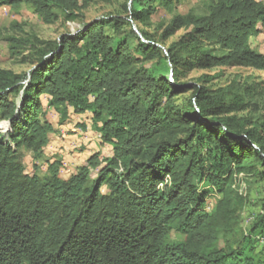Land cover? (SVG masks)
<instances>
[{
  "label": "trees",
  "instance_id": "16d2710c",
  "mask_svg": "<svg viewBox=\"0 0 264 264\" xmlns=\"http://www.w3.org/2000/svg\"><path fill=\"white\" fill-rule=\"evenodd\" d=\"M96 1L0 7L25 2L54 24ZM101 1L121 8L56 39L7 38L32 67L0 68V264H264V204L245 229L249 198L236 186L241 174L264 180V87L216 86L223 71L185 80L264 70L252 44L264 0H211L203 15L176 13L182 0ZM160 10L169 22H155ZM51 115L88 117L112 155L93 153L66 179L60 159L28 173L21 154L43 157Z\"/></svg>",
  "mask_w": 264,
  "mask_h": 264
},
{
  "label": "rangeland",
  "instance_id": "374dc122",
  "mask_svg": "<svg viewBox=\"0 0 264 264\" xmlns=\"http://www.w3.org/2000/svg\"><path fill=\"white\" fill-rule=\"evenodd\" d=\"M210 1L211 0H182V2L177 6L176 13L186 14L190 11H193L194 13L199 15L206 14ZM120 8L121 7L118 2L106 3L104 1L97 0L96 2L90 3L88 7L82 11V19H84L85 21H90L93 18H97L105 14L118 12ZM172 15L173 13H169L165 10H160L158 15L155 17V22L158 23L164 20L167 23L171 20ZM81 20L76 22H66L61 19L54 24H45L37 15L34 14L31 7L25 2L22 3L20 7H14L10 5L0 7V68L11 69L15 72L20 73L27 72L32 67V63L30 61H26L22 56H18L12 53V51L10 50V44L7 41V38L9 36H37L40 39H56L65 31H76L79 27L82 26ZM183 33L184 31H181L177 35L172 37L167 45L177 40ZM257 40L258 43L255 44L254 47L257 50L261 51L264 48V46L262 45V40H259V38H257ZM219 71H223L224 76L215 80L214 84L216 86L227 85L235 78H239L240 80L244 81L247 80V78L251 77L252 80L262 83V86L264 87V70L260 71L247 67H224L214 70L196 69L187 74L185 80L191 81L202 74H214ZM182 98L183 97H180L179 100H181ZM50 119L54 124L55 136L56 138H59V141L62 145L53 152L46 149L43 157L38 160L34 158L33 154L30 151L24 150L21 154V158L24 165L26 166L28 173L37 172L40 174H44L48 171L49 163L60 159L63 161L60 174L64 179H66L72 175V172L76 173L78 168L83 166V164L81 163V165L76 167V170H74V163L68 158V156L74 153L79 154L80 152H83L87 145L83 144L81 147L75 146L73 147V150H71L69 149L70 147L68 144L62 143L65 140H69L65 139L67 138L65 136L75 133L74 129H76L77 127L74 123H76L77 125V123L81 124L82 122L85 124V126H89V129L85 127L82 132H88L89 134H91L95 131V129L90 119L88 122H86L88 117H81V120L84 121H79V118H74L75 120H73L72 122L69 121L65 124L60 123L57 116L51 115ZM1 124L4 123H0V127ZM0 129L2 131H6L5 126H2ZM92 141L94 140H91V142ZM96 144L100 146L98 141H96ZM61 151L64 152L62 153ZM104 155H107L105 151ZM87 160L85 164L87 163ZM236 186L243 194L247 195L249 198V205L245 209L242 217V226L246 229L253 222L256 215H258L262 211V206L264 204V180L258 181L255 177L245 176L241 174L236 179ZM213 198H217V196L213 195L211 199ZM215 200L216 199H213L209 202L210 208L213 207V203L215 202ZM172 238L184 239V236L175 233L173 234Z\"/></svg>",
  "mask_w": 264,
  "mask_h": 264
},
{
  "label": "crops",
  "instance_id": "0c3cea01",
  "mask_svg": "<svg viewBox=\"0 0 264 264\" xmlns=\"http://www.w3.org/2000/svg\"><path fill=\"white\" fill-rule=\"evenodd\" d=\"M257 38H259V40H262V45L264 46V34H262V33L259 36L252 38L253 46L258 43ZM261 52H264V48H263V50H261ZM81 117H85V116H79L76 119L79 118V121H84V120H81ZM88 121H89V118L86 120V122H88ZM74 124L77 128H80V129L76 128V129H74L75 133L68 134L67 136H65V137H67L65 139H69V140H65L63 142L61 141L62 143L68 144L70 147L69 149H71V150H73V147H75V146L81 147L83 144L87 145L86 148L83 150V152H80L79 154L74 153V154H71L70 156H68V158L70 160H72L74 163L73 164L74 170H76V167L80 166L81 163L84 165L86 160L95 152L101 151L104 154V151H105L107 156L112 155V153L109 151L108 147L104 146L102 143H100V140L97 139V134L95 131L92 132L91 134H89L88 132H82V130H84L85 127L76 125V123H74ZM86 127H87V129H89V126H86ZM78 130H81V131H78ZM91 140H94V141L91 142ZM96 141H98L100 146L96 144ZM61 145L62 144L60 143L59 138H56L55 133L53 132L51 135V141H50V143L46 149L49 151L51 150V152H53L56 149H58V147ZM61 152L63 153L64 151H61Z\"/></svg>",
  "mask_w": 264,
  "mask_h": 264
},
{
  "label": "bare ground",
  "instance_id": "6f19581e",
  "mask_svg": "<svg viewBox=\"0 0 264 264\" xmlns=\"http://www.w3.org/2000/svg\"><path fill=\"white\" fill-rule=\"evenodd\" d=\"M62 133H63V132H62ZM72 173H73V172H72ZM259 242H260V245H263V244H264V240H262V239H260Z\"/></svg>",
  "mask_w": 264,
  "mask_h": 264
},
{
  "label": "built area",
  "instance_id": "2783aa9c",
  "mask_svg": "<svg viewBox=\"0 0 264 264\" xmlns=\"http://www.w3.org/2000/svg\"><path fill=\"white\" fill-rule=\"evenodd\" d=\"M100 137H101V136H100L99 134H97V139H98V140H100Z\"/></svg>",
  "mask_w": 264,
  "mask_h": 264
}]
</instances>
